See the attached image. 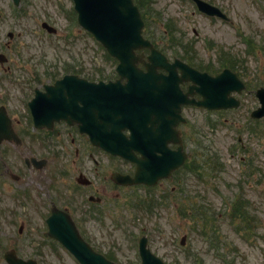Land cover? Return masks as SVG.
<instances>
[{
    "label": "rangeland",
    "instance_id": "rangeland-1",
    "mask_svg": "<svg viewBox=\"0 0 264 264\" xmlns=\"http://www.w3.org/2000/svg\"><path fill=\"white\" fill-rule=\"evenodd\" d=\"M55 1L32 0L31 8L40 20L51 18L57 33L71 43L60 39L54 49L50 41L37 60L61 58L73 68L78 58L85 73H112L118 61L71 20L68 11L58 15ZM136 1L145 17L146 34L169 57L207 64L215 72L222 66L234 69L246 88L240 94L233 92L241 101L237 108L183 111L187 123L181 127L205 156L199 174H207L188 180L187 190L192 193L186 200L201 206L205 214L200 216L201 227L191 225V218L183 216L174 201L162 202L161 194L154 209H117L103 226L108 241L112 238L116 243V258L119 264L139 262L138 238L146 234L153 252L174 264H264V116H251L260 105L256 88L264 84V0H206L219 6L229 20L200 12L193 0ZM61 3L69 5L71 0ZM206 163L211 164L205 168ZM238 201L241 208L233 206ZM204 231L219 236L218 250L208 246Z\"/></svg>",
    "mask_w": 264,
    "mask_h": 264
},
{
    "label": "flooded vegetation",
    "instance_id": "flooded-vegetation-1",
    "mask_svg": "<svg viewBox=\"0 0 264 264\" xmlns=\"http://www.w3.org/2000/svg\"><path fill=\"white\" fill-rule=\"evenodd\" d=\"M60 3L55 5L58 15ZM31 6L32 0H0V264H80L49 234L47 220L54 207L69 211L87 242L118 262L114 240L108 241L109 232L103 229L117 208L111 196L129 202L135 194L140 208L139 189L148 188L109 181V170L131 174L135 163L112 162L108 152L93 146L90 134L80 131L81 125H94L87 115L58 117L62 100L41 99L47 84L70 74L89 76L68 73L59 58L37 60L50 41L64 37L58 30L40 28L45 21L51 24V18L39 21ZM80 190L92 200L84 204Z\"/></svg>",
    "mask_w": 264,
    "mask_h": 264
},
{
    "label": "water",
    "instance_id": "water-1",
    "mask_svg": "<svg viewBox=\"0 0 264 264\" xmlns=\"http://www.w3.org/2000/svg\"><path fill=\"white\" fill-rule=\"evenodd\" d=\"M196 1H198L199 8L201 10H204L210 14L216 13L225 17L222 11H220L219 8L215 5L212 6L211 4L203 0ZM75 7L79 11V18L84 27L92 30L96 37L99 40L103 41L106 47L113 54H116L119 57L121 61L118 67L119 72L123 75H134V72H131L132 69H135L133 61L134 48L136 46L148 45V42L141 36L143 22L141 19V15H139L138 9L136 5L132 3V0H75ZM126 38H128L129 40H126ZM155 53L159 56L158 52ZM150 57L152 58L153 55H150ZM159 57L163 58L161 55ZM154 68V66H151L150 70L154 71ZM144 83L145 84L140 88H145L148 92L152 93L149 97V100L156 99L158 100L160 105H165L168 102L167 97L160 92L162 87L158 82L149 80ZM131 84L132 85L130 89H135L136 84ZM102 85L105 88V93H107V91H111L112 87L116 88V86H120L117 83ZM261 93V97L264 102V87L263 90H261ZM131 103L133 104L132 97ZM105 108L106 111H110L111 109H113L111 108V106H107ZM260 111L261 113H264V107ZM173 114L174 112L172 113L170 112V110L165 114L158 113L157 119H159L160 121L162 117L168 116V118L164 119V122L170 125L173 123V119L171 118L173 117ZM106 119H110L107 121L111 122V133L118 135V128L122 124L113 122V115H109V117H107ZM151 120L149 119L148 122H150ZM94 142L115 154L119 152L126 157L134 158L131 150H128L130 146L126 145L130 142V140L128 141L126 139H123L122 141H120L119 137L108 138L107 136L105 140L98 141L97 139H95ZM169 154H171V151L164 152L163 156ZM145 156L146 160L143 161L144 164L142 165V169L139 171V174H146V177L138 176V179L140 181L144 180L148 183H154V181L159 176L167 175L170 169L175 168L182 162L180 159L179 161L170 164V162L168 161L165 162V158L161 161H158L156 160V158H158L157 156L150 154H145ZM164 167L166 168L163 169ZM134 180H136V178H134ZM73 244L74 245H72V248L77 252V250H79V242L77 244H75L74 242ZM145 253L146 256H150V253H148V251H145ZM79 255L82 259L85 260L86 264H94V261L90 260V258L92 257H94V260L96 262H100V260L102 259L101 257L91 254L90 252H81Z\"/></svg>",
    "mask_w": 264,
    "mask_h": 264
},
{
    "label": "bare ground",
    "instance_id": "bare-ground-1",
    "mask_svg": "<svg viewBox=\"0 0 264 264\" xmlns=\"http://www.w3.org/2000/svg\"><path fill=\"white\" fill-rule=\"evenodd\" d=\"M156 124V121H153V120H151L150 122H147L146 123V127H148V128H156V127H158V125H156V126H154ZM154 126V127H153Z\"/></svg>",
    "mask_w": 264,
    "mask_h": 264
}]
</instances>
